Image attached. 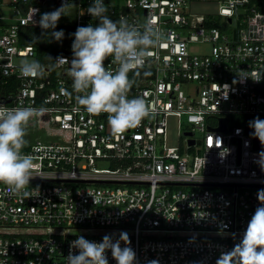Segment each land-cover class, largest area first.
<instances>
[{
	"label": "built area",
	"instance_id": "2783aa9c",
	"mask_svg": "<svg viewBox=\"0 0 264 264\" xmlns=\"http://www.w3.org/2000/svg\"><path fill=\"white\" fill-rule=\"evenodd\" d=\"M189 1L105 0L111 19L140 26L151 17L168 38L139 75L129 74V98L142 96L155 117L112 135L107 114L76 105L70 64L53 60H71V34L99 23L87 13L93 0H70L72 23L57 25L63 40H48L58 52L40 62L44 75L27 78L14 61L21 55L38 61L35 48L21 43L25 28L37 25L42 5L63 0H0V105L43 109L28 126L50 137L23 148L34 161L27 196L9 195L0 185V264H67L77 236L101 242L121 231L137 264H217L239 242L264 189V171L255 163L264 146L255 147L251 120L231 126L229 116L264 120V0H212L216 18L185 13ZM192 44L209 48L194 53ZM169 116L184 118L175 146L166 144ZM221 117L226 131L213 129ZM100 160L109 167H97Z\"/></svg>",
	"mask_w": 264,
	"mask_h": 264
},
{
	"label": "clouds",
	"instance_id": "9594fccd",
	"mask_svg": "<svg viewBox=\"0 0 264 264\" xmlns=\"http://www.w3.org/2000/svg\"><path fill=\"white\" fill-rule=\"evenodd\" d=\"M69 4L70 0H63L59 8L41 14L38 21L34 20L42 29L41 36H47L49 42L63 40L64 31H57L56 28L61 17L67 15ZM107 12L105 0H93L87 13L99 23L79 26L71 34L74 37L71 60L62 55L55 59L49 57L56 62V66L65 62L70 64L67 75L76 94V105L92 115L107 114L111 134L120 135L138 126L145 118L156 115L142 96L129 98L134 83L129 74L139 75L152 50L168 38L151 17L136 26L124 17L113 20ZM20 72L26 78L38 77L44 75V66L39 61L25 59L20 65ZM244 72L247 71L241 69V73ZM238 76L256 82L261 80L241 74ZM42 112L43 109L34 107L8 108L0 105V185L6 186L9 195H28L26 189L34 178V161L31 155L23 152L27 144L26 130L30 120L39 117ZM249 128L253 129L250 135L258 138L264 146V120L256 117L249 121ZM255 163L264 171V150L258 153ZM257 198L259 206L241 239L231 250L221 252L217 264H264V189L258 190ZM130 243L128 233L123 231L106 234L101 242L79 235L70 243L67 264H109V251L116 264H137L136 252ZM150 264L158 262L151 261Z\"/></svg>",
	"mask_w": 264,
	"mask_h": 264
},
{
	"label": "rangeland",
	"instance_id": "374dc122",
	"mask_svg": "<svg viewBox=\"0 0 264 264\" xmlns=\"http://www.w3.org/2000/svg\"><path fill=\"white\" fill-rule=\"evenodd\" d=\"M60 6L55 5H42L40 7V15L45 12H51ZM185 13H190L194 15H209L212 18L217 17V3L212 0H193L189 1L184 9ZM67 15L62 16L59 20L58 24L66 23L71 24L73 20L74 15V8L68 7L66 9ZM11 11L9 10H3V15H11ZM209 48L208 44H192L190 46L191 52L197 53L201 51H207ZM25 59L34 61L35 59L33 57L27 56V55H21L17 58H15V62L18 64H21ZM184 118L180 119L176 116H169L167 118V125H166V144L168 146H175L177 145L178 141V133H180L182 130H180V124L183 123ZM231 123V122H230ZM185 127V124L182 125V129ZM49 128V127H48ZM27 135L26 140L27 142H33L37 139L42 140L44 142L49 141L50 137L47 136L45 128L38 127L35 125V123L31 124L27 128ZM49 132V130H48ZM195 137L199 138L200 134L199 132L195 133ZM97 167L99 168H108L109 164L104 161L100 160L97 162Z\"/></svg>",
	"mask_w": 264,
	"mask_h": 264
},
{
	"label": "trees",
	"instance_id": "16d2710c",
	"mask_svg": "<svg viewBox=\"0 0 264 264\" xmlns=\"http://www.w3.org/2000/svg\"><path fill=\"white\" fill-rule=\"evenodd\" d=\"M60 29L61 27L57 26L56 30L59 31ZM25 31V37L21 39V43L23 45H29L35 48L37 53V59L39 62H47L50 59L51 55H54L58 52L54 49H50L48 37L41 36L42 29L38 25L27 27L25 28ZM37 37L40 38L37 39ZM255 118V116L249 115H231L229 116V125H243L247 120H252ZM251 131H253V129H251Z\"/></svg>",
	"mask_w": 264,
	"mask_h": 264
},
{
	"label": "water",
	"instance_id": "95a60500",
	"mask_svg": "<svg viewBox=\"0 0 264 264\" xmlns=\"http://www.w3.org/2000/svg\"><path fill=\"white\" fill-rule=\"evenodd\" d=\"M228 20H230V19L228 18ZM219 120H220L219 125L213 129L220 130V131H226V129H227V125H226L227 118L221 117V118H219ZM245 131L248 132L247 127H245ZM192 134H193L192 132H183V135H190L191 136ZM254 139H255V147L257 148L259 139L258 138H254ZM188 142H189V144H193V139H189Z\"/></svg>",
	"mask_w": 264,
	"mask_h": 264
}]
</instances>
